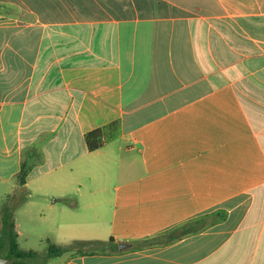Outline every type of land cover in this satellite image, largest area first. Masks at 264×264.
<instances>
[{
    "label": "crops",
    "instance_id": "1",
    "mask_svg": "<svg viewBox=\"0 0 264 264\" xmlns=\"http://www.w3.org/2000/svg\"><path fill=\"white\" fill-rule=\"evenodd\" d=\"M8 197L118 245L47 264H264V0H0Z\"/></svg>",
    "mask_w": 264,
    "mask_h": 264
},
{
    "label": "trees",
    "instance_id": "2",
    "mask_svg": "<svg viewBox=\"0 0 264 264\" xmlns=\"http://www.w3.org/2000/svg\"><path fill=\"white\" fill-rule=\"evenodd\" d=\"M101 136L100 130L88 133L86 140L90 151H95L102 146ZM34 157L31 156L22 163L21 171L16 176L20 186L26 184L28 174L34 165ZM16 207L17 204L6 199L0 208V257L11 259L10 264H47L50 259L60 257L67 252H73L75 255H88L118 250V245L113 238L108 242L98 240L79 241L66 247L50 244L44 254L33 250H25L20 246L15 229L14 211Z\"/></svg>",
    "mask_w": 264,
    "mask_h": 264
},
{
    "label": "rangeland",
    "instance_id": "3",
    "mask_svg": "<svg viewBox=\"0 0 264 264\" xmlns=\"http://www.w3.org/2000/svg\"><path fill=\"white\" fill-rule=\"evenodd\" d=\"M8 192L11 193V190L8 189ZM9 201L14 202L15 203V199H13V197H8ZM3 198H0V208L3 205ZM36 230L35 233H30V234H26L21 240H20V246L21 248L25 249V250H33L36 251L40 254H44L47 252L48 247L50 246V244H55L58 246H69L68 242H49L47 239H40L39 237V233L40 232H44L46 229L44 226H42V224H40V222L36 223L35 226H33ZM28 229H32L30 226H27Z\"/></svg>",
    "mask_w": 264,
    "mask_h": 264
},
{
    "label": "water",
    "instance_id": "4",
    "mask_svg": "<svg viewBox=\"0 0 264 264\" xmlns=\"http://www.w3.org/2000/svg\"><path fill=\"white\" fill-rule=\"evenodd\" d=\"M124 248H126V246L125 245H120V249H124ZM11 259H9V258H4V257H0V264H10L11 263Z\"/></svg>",
    "mask_w": 264,
    "mask_h": 264
}]
</instances>
